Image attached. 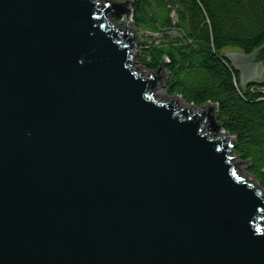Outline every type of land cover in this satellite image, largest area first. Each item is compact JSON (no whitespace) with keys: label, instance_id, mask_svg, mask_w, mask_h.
<instances>
[{"label":"water","instance_id":"95a60500","mask_svg":"<svg viewBox=\"0 0 264 264\" xmlns=\"http://www.w3.org/2000/svg\"><path fill=\"white\" fill-rule=\"evenodd\" d=\"M129 2L0 0V264H264V189L134 64ZM223 53L261 77L264 44Z\"/></svg>","mask_w":264,"mask_h":264},{"label":"trees","instance_id":"16d2710c","mask_svg":"<svg viewBox=\"0 0 264 264\" xmlns=\"http://www.w3.org/2000/svg\"><path fill=\"white\" fill-rule=\"evenodd\" d=\"M129 4L134 26L146 32L137 63L147 71L162 68L169 96L179 95L196 108L213 106L214 121L232 137L234 154L247 162L249 175L264 189V70L260 78L242 84L239 72L222 56L226 49L250 54L264 44V0ZM170 31L176 32L174 39Z\"/></svg>","mask_w":264,"mask_h":264},{"label":"rangeland","instance_id":"374dc122","mask_svg":"<svg viewBox=\"0 0 264 264\" xmlns=\"http://www.w3.org/2000/svg\"><path fill=\"white\" fill-rule=\"evenodd\" d=\"M99 1L102 2L103 0H99ZM112 15H113V14H109V15H108L110 21H111L112 23H114L115 25H118V24L121 22V20H122V18H123V15L119 16V20H116V21L113 20V16H112ZM134 27H135V26H134ZM135 29H136V27H135ZM136 31H137V33H138V35H139V37L141 38V41H142V37L146 34V32H144V31H139V30H137V29H136ZM167 35H168V37L171 38V39H174V38L177 36V34H176L175 31H170L169 33H167ZM155 37L157 38V40H161L162 35H157V34H155ZM141 41L138 42L137 47L139 46V44L141 43ZM136 56H137V55H136ZM134 64L137 65V66H139L140 68L143 69V74H147V73L149 72V71H147L146 69H144V68L142 67V65H140L139 63H137V61H136V57L134 58ZM157 93H159V94H165L166 91H165L164 87L161 86V87L157 88ZM232 156H234V157L236 156V155L234 154L233 151H232ZM237 159H238V160H242V159L239 158V157H238ZM240 173H241L242 175H244L249 181H254V183L257 184V182L255 181V179H254L252 176L249 175V173H248V171H247V167H244V169L241 170Z\"/></svg>","mask_w":264,"mask_h":264},{"label":"bare ground","instance_id":"6f19581e","mask_svg":"<svg viewBox=\"0 0 264 264\" xmlns=\"http://www.w3.org/2000/svg\"><path fill=\"white\" fill-rule=\"evenodd\" d=\"M264 192V191H263Z\"/></svg>","mask_w":264,"mask_h":264}]
</instances>
